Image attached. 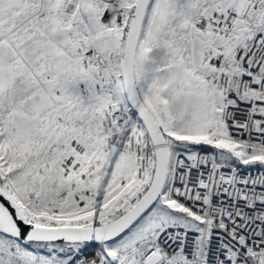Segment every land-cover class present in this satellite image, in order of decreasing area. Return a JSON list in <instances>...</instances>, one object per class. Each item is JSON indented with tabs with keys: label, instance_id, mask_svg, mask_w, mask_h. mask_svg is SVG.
Wrapping results in <instances>:
<instances>
[{
	"label": "snow or ice",
	"instance_id": "obj_1",
	"mask_svg": "<svg viewBox=\"0 0 264 264\" xmlns=\"http://www.w3.org/2000/svg\"><path fill=\"white\" fill-rule=\"evenodd\" d=\"M0 264H264V0H0Z\"/></svg>",
	"mask_w": 264,
	"mask_h": 264
}]
</instances>
